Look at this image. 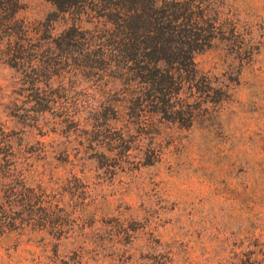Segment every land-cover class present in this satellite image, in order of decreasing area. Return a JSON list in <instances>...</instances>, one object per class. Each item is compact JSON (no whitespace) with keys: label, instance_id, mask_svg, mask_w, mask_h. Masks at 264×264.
<instances>
[{"label":"rangeland","instance_id":"1","mask_svg":"<svg viewBox=\"0 0 264 264\" xmlns=\"http://www.w3.org/2000/svg\"><path fill=\"white\" fill-rule=\"evenodd\" d=\"M209 1L170 96L95 14L0 0V264H264V0Z\"/></svg>","mask_w":264,"mask_h":264},{"label":"trees","instance_id":"2","mask_svg":"<svg viewBox=\"0 0 264 264\" xmlns=\"http://www.w3.org/2000/svg\"><path fill=\"white\" fill-rule=\"evenodd\" d=\"M61 12L79 8L91 12L101 25L103 46L112 47L113 54L99 57L109 60L121 71H136L138 77H160L157 91L171 93L168 81L177 83L176 75L182 71V86L194 81L198 69L193 60L195 48L214 37L215 24L208 22L209 0H51ZM169 8L170 11L167 10ZM182 17V19H180ZM184 24L182 34L179 27ZM69 30L73 35L69 42L83 34L81 25L73 24ZM202 32V34H201ZM191 35L192 38H187ZM201 36V37H200ZM202 38V39H200ZM182 46V47H181ZM177 61L174 70L161 65L165 58ZM181 60V61H179ZM151 77V78H152ZM148 82V80H146ZM166 84L163 87L162 84ZM180 87V83H178ZM177 87V88H179ZM168 90V91H167ZM132 103H129V108ZM140 109L143 103L133 104Z\"/></svg>","mask_w":264,"mask_h":264}]
</instances>
